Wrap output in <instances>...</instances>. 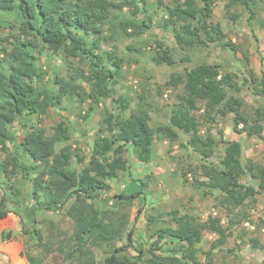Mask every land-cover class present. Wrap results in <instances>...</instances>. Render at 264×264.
<instances>
[{
  "label": "trees",
  "instance_id": "16d2710c",
  "mask_svg": "<svg viewBox=\"0 0 264 264\" xmlns=\"http://www.w3.org/2000/svg\"><path fill=\"white\" fill-rule=\"evenodd\" d=\"M202 1V5L196 0H175L166 5L167 17L158 26L170 29L182 48L218 41L223 48L235 50L232 41L224 40L220 25L210 21L213 0ZM252 3L253 0H229L226 7L244 6L251 20L255 14ZM147 4L148 0H0V26L9 29L7 35H0V150L6 152L1 167L8 179L17 167L25 177L30 172L41 173L28 178V202L21 213L8 206L12 202L19 204L18 189L12 185L1 187L0 218L9 213L17 218L23 238L19 256L26 264H199L195 250L205 231L217 235L206 252L209 263L212 262V249L224 244L228 237L227 227L220 217L213 215L200 220L177 210L169 213L172 224L152 232L156 235L152 245L167 254L149 249L150 256L146 255L141 237L135 236L133 227L126 233L125 245H111L122 234L127 217L105 214L103 206L107 199H102L101 193L110 190L111 182L118 180L125 162L124 152L131 149L138 160L148 162L156 138L176 141L183 133L191 148L202 149L199 172L183 171L184 183L191 182L199 189H217L233 205H242L261 193L241 182L248 164H243L233 142H226L217 165L207 162L215 153L214 142L207 136L201 138L200 125L214 124L217 113H232V129L236 133L263 138L264 130V111L257 108L253 116L248 114L244 100L229 94V90L239 89L234 73L222 72L215 64H196L168 76L164 86L181 89L177 107L186 113L176 127H153L148 110L127 113L129 101L113 98L117 106L104 109L86 163L84 156L68 143L70 128L63 120L51 135L44 127L29 124L32 117L60 107L66 96L79 103L89 100L88 116L104 96L111 95L123 61L113 49L100 47V41L105 40L104 27L111 23L109 26L121 36L142 35L156 23L153 15L147 14ZM125 7L131 8L130 16L124 14ZM8 14L13 15V21L4 17ZM43 53L47 59L59 56L68 76L43 66L39 62ZM168 58L167 52L162 51L154 60L161 63ZM82 63L86 64L85 70L80 67ZM248 72L254 93L264 98V71L259 76L252 69ZM199 102L204 108L197 116L194 112L201 110ZM17 120L21 133L12 127ZM8 142L15 147L13 155L7 152ZM58 143H63L59 149ZM73 164L82 167L76 169ZM262 170L255 175L257 178L264 177ZM143 184L141 179H130L125 193L116 195L118 199L113 200L111 207H118L122 198L146 200ZM47 213L52 217L38 219L39 214ZM13 238L11 228L0 230L1 243ZM100 250L104 253L102 259L97 255Z\"/></svg>",
  "mask_w": 264,
  "mask_h": 264
},
{
  "label": "rangeland",
  "instance_id": "374dc122",
  "mask_svg": "<svg viewBox=\"0 0 264 264\" xmlns=\"http://www.w3.org/2000/svg\"><path fill=\"white\" fill-rule=\"evenodd\" d=\"M161 1L162 3L157 4V0H148L147 14H152L156 23L140 36H121L117 30L109 26L111 23L104 27L105 40L100 41V47L113 49L123 62L116 76L118 82L111 86L113 89L111 95L104 96L94 111H90L86 116L89 100L79 103L76 99L66 96L60 107L51 108L42 116L32 117L29 124L42 126L46 133L51 135L58 122L63 120L70 128L71 139L68 143L84 156L86 163L90 144L97 135L104 109H115L117 106L113 98L123 97L129 101L130 107L127 113L137 112L140 109L148 110L149 123L153 127L157 125L176 127L186 116V113L177 107L181 89H170L164 84L170 73H181L200 63L215 64L222 72L234 73L239 89L229 90V94L241 97L247 113L251 116L257 108L264 111V98L254 93L248 81L249 69L258 76L264 71V0H253L255 14L251 20H248L249 12L244 6L232 4L226 7L229 0H213L210 21L220 25L225 34L224 40L232 41L236 46L235 50L223 48L218 41L182 48L174 39L170 29H164L157 24L162 23L167 17L165 6L173 4L175 0ZM196 2L198 5L203 4L202 0ZM123 12L126 16H130L131 8L125 7ZM4 17L9 22L14 19L10 14ZM8 32L7 27L0 26L1 36L7 35ZM202 37H205L203 33ZM162 51L167 52L168 61L156 63L154 58L162 54ZM39 62L49 69L57 70L60 75L69 74L67 67L61 64L57 55L47 59V54L43 53ZM80 67L85 70L86 64L82 63ZM51 75L49 71L47 77L50 78ZM47 85L50 86V82H47ZM198 104L201 110L194 112L197 116L202 114L204 108L202 102ZM232 117V113L219 112L214 124L200 125L201 138L207 136L214 142L215 153L207 159V162L217 165L223 155L226 142H233L243 164H248L241 182L252 185L261 193L256 194L253 199L246 200L242 205H233L228 203L226 196L217 189H199L191 182L184 183L182 172L188 169L197 171V166L203 163L202 149L191 148L187 135L183 133L179 134L176 141L156 138L148 162L138 160L131 149H127L124 152L125 162L119 171L118 180L111 182L110 190L101 193V198L107 199V203L103 206L105 214L127 217L122 234L113 240L111 245H125L126 233L133 227L135 236L141 237L146 255L150 256L149 249L156 253L167 254V251L155 249L152 245L156 238L152 232L161 226L172 224L173 220L169 213L177 210L180 214L194 215L200 220L207 219L209 215L218 216L221 223L227 227V240L212 249L210 263L264 264V177L255 176L261 169L264 172V130L263 138L249 137L244 132L236 133L232 129ZM19 125V120L12 125L16 133L22 131ZM62 145L63 143H58L56 148L59 149ZM7 148V152L13 155L14 145L8 142ZM5 159L6 152L0 150V199L3 196L1 187L8 188L12 185L19 191V204L14 205L12 202L8 206L9 209L21 213L28 202L31 184L29 179L35 175L41 176V173L30 172L25 177L16 166V172L10 174L8 179L1 167ZM252 164L256 166L253 167ZM73 166L80 169L82 164H73ZM130 179H141L144 182L143 189L147 193V199L143 201L138 197L130 201L122 198L119 199V206L112 208L113 200L118 199L116 195L125 193ZM10 216L15 220V226L4 228H11L14 238L4 243L0 242V264H26L19 256L23 238L20 236L17 218L12 213ZM43 216L52 217L48 213L39 214L38 219H42ZM54 218L60 219L57 216ZM216 238L215 233L204 232L195 250L199 264H210L206 252ZM130 252L134 253L132 250ZM97 255L98 259H102L104 253L100 250Z\"/></svg>",
  "mask_w": 264,
  "mask_h": 264
},
{
  "label": "crops",
  "instance_id": "0c3cea01",
  "mask_svg": "<svg viewBox=\"0 0 264 264\" xmlns=\"http://www.w3.org/2000/svg\"><path fill=\"white\" fill-rule=\"evenodd\" d=\"M10 215H11V213L8 214L4 218H0V230L3 229L5 226H15V220L12 219ZM19 249H20V247H19ZM17 253H18V251H17Z\"/></svg>",
  "mask_w": 264,
  "mask_h": 264
}]
</instances>
